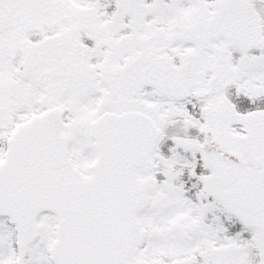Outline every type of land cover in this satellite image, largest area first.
Wrapping results in <instances>:
<instances>
[{"label":"snow or ice","instance_id":"1","mask_svg":"<svg viewBox=\"0 0 264 264\" xmlns=\"http://www.w3.org/2000/svg\"><path fill=\"white\" fill-rule=\"evenodd\" d=\"M0 264H264V0H0Z\"/></svg>","mask_w":264,"mask_h":264}]
</instances>
